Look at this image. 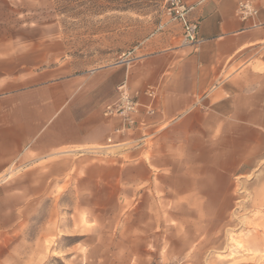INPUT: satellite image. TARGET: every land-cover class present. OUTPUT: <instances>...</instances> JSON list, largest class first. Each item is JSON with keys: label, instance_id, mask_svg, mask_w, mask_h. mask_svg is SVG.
<instances>
[{"label": "crops", "instance_id": "crops-1", "mask_svg": "<svg viewBox=\"0 0 264 264\" xmlns=\"http://www.w3.org/2000/svg\"><path fill=\"white\" fill-rule=\"evenodd\" d=\"M183 1L197 48L173 23L131 63L76 74L59 26L35 20L49 0H0V264L37 251L33 230L49 236V205L68 188L92 205L150 190L188 210L230 203L233 180L262 163L264 0L247 21L239 0ZM122 83L139 104L130 128L103 116Z\"/></svg>", "mask_w": 264, "mask_h": 264}, {"label": "rangeland", "instance_id": "rangeland-1", "mask_svg": "<svg viewBox=\"0 0 264 264\" xmlns=\"http://www.w3.org/2000/svg\"><path fill=\"white\" fill-rule=\"evenodd\" d=\"M163 6L164 0H49L35 20L57 24L67 67L89 74L152 51L167 27L180 23ZM232 187L230 203L188 210L155 202L150 190L138 204L92 205L89 189L68 188L60 204L49 205V236L42 239L35 227L37 251L11 254V263L264 264V160ZM201 209L212 219H198Z\"/></svg>", "mask_w": 264, "mask_h": 264}, {"label": "built area", "instance_id": "built-area-1", "mask_svg": "<svg viewBox=\"0 0 264 264\" xmlns=\"http://www.w3.org/2000/svg\"><path fill=\"white\" fill-rule=\"evenodd\" d=\"M188 7L183 0H164L163 13L172 21H178L183 25L182 43L197 48L201 43L198 37V23L185 22ZM237 16L242 21L254 19L258 10L250 0H239L236 8ZM117 97L103 109L104 117H116L122 120L124 127L130 128L135 125V116L138 114L139 104L132 98L124 83L116 87ZM151 96V92L148 93ZM149 112H152L149 110Z\"/></svg>", "mask_w": 264, "mask_h": 264}]
</instances>
